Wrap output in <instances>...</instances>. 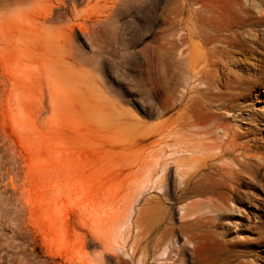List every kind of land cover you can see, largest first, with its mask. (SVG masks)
<instances>
[{
  "label": "rangeland",
  "instance_id": "374dc122",
  "mask_svg": "<svg viewBox=\"0 0 264 264\" xmlns=\"http://www.w3.org/2000/svg\"><path fill=\"white\" fill-rule=\"evenodd\" d=\"M71 2L44 23L49 5ZM11 4L0 0V264H134L131 247L165 231L181 237L169 254L184 248L190 264L213 256L218 235L226 264H264V27L242 21L219 46L207 19L220 9L260 16L264 0ZM195 123L200 134L150 150L165 159L194 150L197 166L211 162L204 184L215 192L151 198L139 213L135 160L161 130ZM205 199L214 204L189 206ZM132 206L139 230L124 238L111 217ZM191 235L202 237L198 254Z\"/></svg>",
  "mask_w": 264,
  "mask_h": 264
},
{
  "label": "bare ground",
  "instance_id": "6f19581e",
  "mask_svg": "<svg viewBox=\"0 0 264 264\" xmlns=\"http://www.w3.org/2000/svg\"><path fill=\"white\" fill-rule=\"evenodd\" d=\"M7 1L11 2L12 6L13 4L17 5L18 10H19V6L20 7L22 6V8L29 7L34 3V0H7ZM72 6L74 8L72 2L70 3V5L69 3H63L61 5H53V4L49 5V13L45 18L44 23L54 22V20H56V18L58 19L59 16L64 17L65 16L64 14H63L64 16L60 15L62 14L60 13L62 12L60 10H62V8L64 9L68 7L72 8ZM207 19L211 23L213 30H216V35L213 36V41L215 44H218L219 46H225L226 41L231 38V35L225 34V32L232 30L235 25L241 23L242 21L245 22V21L256 20L259 21L261 27H264V12H260V16L258 15L254 16L252 13L240 12L237 11L236 9L235 10L220 9L216 13L210 14L207 17ZM61 20L58 19L56 21H61ZM35 66L34 67L32 66L33 69H35ZM22 67L23 66L20 67L21 70ZM13 89H14V85H13ZM52 95L53 94H51V96ZM204 127H205L204 125L197 123L186 124L184 126H174V125L169 126L166 129L161 130L159 132V135H157L158 136L157 139L152 143L151 148L145 149L144 153L135 160L134 162L135 166L130 169L132 184L135 185L136 187L135 186L134 187L138 188V190L141 189L142 196H144V194L146 193V195L143 197V201H144L143 205L140 208H138L139 213H141V209L143 211V209L146 208V204L147 202H150L151 198L155 199V201L158 204L160 203L162 205H168V204L170 205L174 201L181 204L189 199L204 198L215 192L214 190L209 191L208 190L209 186L204 184V176L206 174V168H208L209 170L211 169V164H210L211 162H209L207 159L201 158L202 164L197 166L196 164L198 159L193 157L195 155L194 150L186 149L185 152H183V154L190 153V155L179 157L177 159H165L164 157L161 156H155V154H152L153 151L150 150V149L163 150L164 148L163 146L167 143L168 139L172 138V136L177 135L179 133H186L187 135L189 134L191 136L198 135L203 131L202 129ZM214 151H218L216 155H220V157L224 156V152H225L224 148L223 149L214 148ZM133 185L131 186V188L133 187ZM151 191H154L155 193H151ZM231 193L232 196L234 195V200H236L237 188L233 187L231 189ZM229 199L230 198L228 197H224L223 201L225 202V204ZM212 204H214V201L212 199H205V201H194L189 206L192 207V205L193 206L195 205L207 209ZM132 208H130L132 212L127 214L126 215L127 217H125L124 214H119L111 217L112 229H115L116 231L121 233L124 238H126L127 236H131L130 234L132 232V228L133 229L135 228L137 231L139 230L140 219L138 216L132 219L134 213V208L133 209ZM166 208L167 206L164 209L167 210ZM204 219L208 222L213 221V219L209 217H204ZM197 220L198 219L196 220L194 219V221ZM208 231L209 232L207 233H210V230ZM174 233L165 231L162 236L155 239V242L151 247H150L151 245L150 242L148 243L145 242L143 247H141V250L140 249L137 250L136 247L132 246L131 247L132 261L131 260L130 261L133 262L134 264H190L191 259L187 258V253L184 250V248L180 247L179 249H177L174 256H171L169 254V250L172 247L171 246L172 240L173 239L178 240L179 238H181L180 236H177ZM141 236L142 233L138 234V237ZM138 237L137 239H135L136 242L138 240ZM201 238L202 237H199L198 235H191V236H185L183 239L184 241L186 239V244L193 245L194 253L198 254L200 251L199 244L202 240ZM212 240L214 246L217 247V250L213 253V256L211 258L207 260L204 259L198 260V262H201L203 264H226V262L232 260L231 257L223 258V254H221L222 251L224 250L222 249V246L219 243L220 241L223 240L222 236L218 235L217 237H214ZM113 249L118 252H122L124 256H129V251L125 249V247L122 245H119V247L115 246Z\"/></svg>",
  "mask_w": 264,
  "mask_h": 264
}]
</instances>
